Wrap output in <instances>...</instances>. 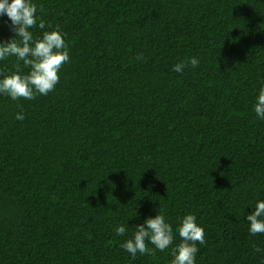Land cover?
Segmentation results:
<instances>
[{
  "label": "trees",
  "instance_id": "trees-1",
  "mask_svg": "<svg viewBox=\"0 0 264 264\" xmlns=\"http://www.w3.org/2000/svg\"><path fill=\"white\" fill-rule=\"evenodd\" d=\"M33 2L70 61L46 96L0 95V264H170L178 232L134 260L121 246L157 212L174 232L195 214L196 264H264L245 220L264 199V0ZM12 35L5 17L0 40Z\"/></svg>",
  "mask_w": 264,
  "mask_h": 264
},
{
  "label": "clouds",
  "instance_id": "clouds-1",
  "mask_svg": "<svg viewBox=\"0 0 264 264\" xmlns=\"http://www.w3.org/2000/svg\"><path fill=\"white\" fill-rule=\"evenodd\" d=\"M37 4L33 0H0V22L7 18L9 30L13 33L7 40H0V61L15 57L16 71L9 74L0 73V95H6L13 101L20 99L33 100L38 95L46 96L53 91L60 81L59 71L70 61L66 33L59 27L46 31V22L37 16ZM39 28L42 35L35 37L32 29ZM51 28V25H48ZM140 59L141 57H137ZM23 62L27 73L19 68ZM200 59L193 56L173 66V71L182 73L186 68L196 69ZM253 110L260 121H264V82L255 97ZM15 119L23 121L22 112ZM252 211L246 215L250 235L264 234V199L257 198L254 205L249 204ZM126 225L127 221H126ZM117 236H125L128 227L117 225L114 229ZM178 232L182 242L172 248L170 264H196L199 245H204L205 229L197 222L195 214L183 215L174 232L173 226L166 220L162 212L147 216L135 225L133 234L122 243V248L136 259L137 255H154L155 251L164 252L173 244ZM151 244L154 248L148 247ZM155 250V251H154ZM254 251L264 253V249L256 246Z\"/></svg>",
  "mask_w": 264,
  "mask_h": 264
}]
</instances>
